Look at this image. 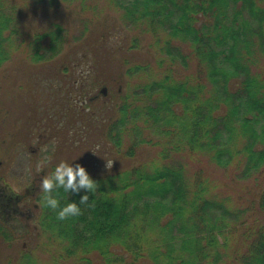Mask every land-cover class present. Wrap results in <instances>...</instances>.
Returning <instances> with one entry per match:
<instances>
[{
  "label": "trees",
  "instance_id": "obj_1",
  "mask_svg": "<svg viewBox=\"0 0 264 264\" xmlns=\"http://www.w3.org/2000/svg\"><path fill=\"white\" fill-rule=\"evenodd\" d=\"M32 1L0 0V69L17 55L36 65L57 62L69 50L70 27L58 16L51 14L32 33L23 20L35 5L63 14L73 1ZM105 1L120 12V40L88 31L82 20L80 30L90 38L81 54L70 48L72 58L62 66L65 72L74 63L83 69L69 77L72 85L57 73V91L88 98L92 55L100 61L98 77L110 75L103 61L122 63L123 90L112 102L103 100L98 122L80 115L49 141L50 149L57 136L79 143L98 130L101 138L83 155L97 187L78 215L63 220L43 205L39 185L29 187L31 194L27 188L28 204L37 198L38 222L29 243L17 242L30 250L10 263L264 264V0ZM93 41L95 54L89 51ZM33 74L34 67L26 89L12 87L9 101L5 94L10 120L0 118L1 129L12 131L18 123L28 140L30 131L19 121L39 104ZM34 110L40 124L53 112L49 106ZM19 135L3 145L18 147ZM107 159L114 161L110 168ZM54 191L63 206L68 199L79 202L86 190ZM7 223L0 215V241L25 237Z\"/></svg>",
  "mask_w": 264,
  "mask_h": 264
},
{
  "label": "rangeland",
  "instance_id": "obj_2",
  "mask_svg": "<svg viewBox=\"0 0 264 264\" xmlns=\"http://www.w3.org/2000/svg\"><path fill=\"white\" fill-rule=\"evenodd\" d=\"M73 2L70 4H68V7H64V12L63 14L60 13V10L55 13L53 11L54 8L51 9V7H49L50 9L44 10L43 7L35 5V8L30 9V11H27L24 15H25V19L23 20L24 25H25V30L28 33H32L34 31V27L35 26H39L41 25L43 22L46 23V19H48L49 17H51V14L54 15L55 17L58 16L56 19L64 22L65 25H68L70 27L69 31V37L66 38V43H68L66 49L69 50H65L63 52V54L60 55V57L55 60L57 62L50 61L49 63H44V64H31L29 61L26 62L25 65L22 62H24L22 60H19L18 55L15 56L13 59H11L7 65L5 67H3L2 69H0V118L3 119L5 122H7L9 119V115L11 113L10 108H8L7 106H5L3 104V100H4V96L5 94H8V100L9 101V97L12 94V90L18 88L17 90H23L26 89L25 86H23L26 83V80L30 79V70L34 67V78H36V86H39L38 89L34 90L33 94H36V96H38V106H34V108H31L30 110V114L26 115V118L23 119V121H19V125L23 124V126L28 129L30 132H28V138H30L31 140L28 139H24V137L26 136V132H24V130L20 131V129H18L16 127V125L18 123L15 124V128L13 127L12 131L11 129H7V130H3L0 127V161H2L1 165H0V176L2 174L7 176V181H9L14 188L19 191L23 190L25 187H27L29 189V187L31 186H37L39 185V181L42 179L40 178V176L43 177L44 174H46V172H50L51 169L57 164L59 163L61 160H72L74 158H76L75 161H73L74 163H85L86 165H88L89 163V158H87V160L83 157L84 154H86L87 152L93 150L91 149L92 146L91 142L92 141H98L99 133L98 130H91L89 134H87V137H89V139H85L80 141L79 143L76 142V139L74 140L75 142V146L73 145L72 142H68L67 140H63V138H59L57 136V141H55V143L53 144V146L50 147L49 141L52 139L53 135H56V129L57 128H61L60 131L58 133H62L63 132V125L61 124V120L59 121H55L54 117L57 118V115L62 113L64 110L69 111L67 113V120L73 118L74 116H84L86 120H93L95 122H98V114L99 111L102 107H103V100L106 98L108 99L110 102H112V100L115 97V94L121 90H123V87L119 85V81H122L121 78L118 77V73H120V69L119 67L120 64H122L120 61H118L117 59H113V60H107L108 62H102L101 67L104 64H107V69H109L110 75L112 74V76L108 75V78H104L103 76H96V75H101V73L96 72L94 69H96V66L100 65V61L97 62L93 59V55L92 58L90 56L89 58V66L92 69V71L90 72V76L92 81L89 82L90 85L87 89V92H89L88 94V99L90 97L93 98L94 94H99L100 99L98 100V102H95L93 104V102L89 103V102H83V107L82 105L79 103L78 108L76 105L72 104L75 101L76 97H80V94L75 93V91H71L70 90V94L68 96V99H65L63 95L64 94V88H61V91H57V87L59 86V74L60 73L62 75H64L65 79L67 80V78L71 77V75H73L74 73H78L80 71H82V67L81 65H78V63H74L71 65L70 67V71L69 72H65L63 66H62V61L66 60V59H71L72 56L70 53V48H73L72 51L74 53H79L81 54V52H83V49L85 48V40H88L90 37L88 36L89 32H100V33H105V31L109 32L110 34L113 33L112 35V39H116L120 36V34L122 33L123 30V24L120 17V12L118 11L117 8L111 6H108L106 4L105 0H83V2L81 0H72ZM31 2H33L31 0ZM43 9V10H42ZM60 9V8H59ZM57 11V10H55ZM75 11V12H73ZM80 14V15H78ZM73 16V17H72ZM82 20H84V23L91 29L88 31L85 30H80L81 25H82ZM41 23V24H40ZM27 24V26H26ZM120 38V37H119ZM117 41H119L120 39H116ZM74 43H76V45L74 47H72L74 45ZM93 45H94V41L91 44V47L89 49V51L91 52V54H95L93 51ZM107 49V48H106ZM101 53H103V55L106 54V50L105 47H103L101 50ZM110 57V56H109ZM81 62L82 65H86V63L84 62V58H81ZM21 61V62H20ZM31 65V66H29ZM33 65V66H32ZM75 65V66H74ZM56 66H60V67H56ZM100 67V68H101ZM43 70V72L41 73V71ZM5 73V74H4ZM56 73V74H55ZM4 74V75H3ZM23 75L26 79L23 78H19L16 81V78L18 75ZM51 74V75H48ZM48 75L49 77L46 78L45 76ZM125 78L126 75L124 74ZM46 79H45V78ZM4 78V79H2ZM101 78L100 81L98 82L97 79ZM73 79V78H72ZM72 79L69 78V84L72 85ZM4 80V82H3ZM60 82L61 87L65 86V82ZM16 81V84L13 85V83ZM97 81V82H96ZM12 87H16V88H12ZM93 87V88H92ZM53 89V90H52ZM104 89L106 90L105 94L101 93V90L104 91ZM51 91H53L51 93ZM54 94V96H53ZM52 96V97H51ZM67 96V95H65ZM62 101L64 102V104L61 105ZM53 109L52 114L50 115L51 118H49V124H48V128L51 129V132L53 133L52 137L49 139H43L41 142H39L38 139V135L40 133H42L44 131V128L42 127L44 123H46L48 121L47 118L42 119L43 120V124L39 123L40 120V116H38L37 118V114L35 112L34 109H42L45 110L48 108ZM55 104V106L53 105ZM53 106V108H52ZM71 107V109H69ZM25 113H28V111H25ZM65 114L63 113V120L66 119V116H64ZM43 116V115H42ZM2 120V121H3ZM1 125V124H0ZM36 125V128H33V126ZM1 126H4L1 125ZM9 131V132H7ZM65 132V131H64ZM18 133H21V135H19V139L18 136L16 137V139L20 142V144H18V147H20L22 145L21 148V152L18 150L17 144L13 145L11 144H6V146L3 145L2 141H4V138L8 137L10 138L11 135L12 136H16L18 135ZM23 133V134H22ZM67 133H70L69 130ZM101 138V137H100ZM22 140L24 143H21ZM42 145V150L36 151L35 149L39 146ZM47 151H50V154L47 153ZM105 152L100 150L99 151V155L98 157H103L105 155H103ZM46 155H50L51 159L48 161V163L44 166L43 170H37V166L38 164H40V162L44 159V157ZM85 160V162H84ZM110 160V159H109ZM1 180V177H0ZM0 185H2L0 183ZM33 190L29 189L30 194L33 193ZM29 194V193H28ZM34 202H37V198L36 200H32V202H29V228L26 230H19V229H15V232L17 233V235H19L20 233H22V235L26 234L25 237L21 238L18 241H13L11 243H7V242H3L0 241V264H11L9 259L13 260L15 262L16 260V256L22 251H27L30 250L29 248L31 247H26L21 249V246H18L20 243L22 242H26L29 243L28 241L30 239H28V236L30 235V232L32 233L31 228H33V226H35V224L38 222V213L37 210L35 208H33L35 205ZM14 223V222H11ZM8 224V223H7ZM9 226H13L16 227L17 225L14 224H9ZM38 226V224H37ZM12 228V227H11ZM15 236V235H14ZM43 239V237L38 238V241ZM20 243L18 244L17 242ZM30 245V244H29ZM27 246V244H26ZM39 256H41V253L39 254ZM41 261V260H40Z\"/></svg>",
  "mask_w": 264,
  "mask_h": 264
},
{
  "label": "clouds",
  "instance_id": "obj_3",
  "mask_svg": "<svg viewBox=\"0 0 264 264\" xmlns=\"http://www.w3.org/2000/svg\"><path fill=\"white\" fill-rule=\"evenodd\" d=\"M50 159L51 156L46 155L38 164L37 170H43ZM75 160L76 158L70 161L61 160L50 172H46L39 181V192L41 193L43 205L57 210L56 215L61 220L78 215L81 212L80 205L89 200V191L95 192L97 187V180L91 175L87 166L83 163H74ZM113 162L107 159L106 166L108 168L112 167ZM61 187L69 193L72 190L79 192L81 189H85L86 191L80 196L79 202L68 199V202L61 206L60 194L58 191H54Z\"/></svg>",
  "mask_w": 264,
  "mask_h": 264
},
{
  "label": "flooded vegetation",
  "instance_id": "obj_4",
  "mask_svg": "<svg viewBox=\"0 0 264 264\" xmlns=\"http://www.w3.org/2000/svg\"><path fill=\"white\" fill-rule=\"evenodd\" d=\"M105 91H106L105 89H104V91L101 90V93L105 94L106 93ZM99 99H100L99 94H94V97L91 99H90V97L88 99L84 95L80 96V97L78 96L75 98V101L72 104V106L76 105L78 108L77 104L80 103L83 107V102H88L91 100V102H93V104H94L95 102H98ZM62 104H64L63 101H62L61 105ZM71 107L69 109H71ZM68 112L69 111L64 110L62 113L57 115V118L55 117L56 121L61 120L60 122H61V125H63L62 126L63 132L68 129L67 126H69V124H70V122H69L70 119L67 120V116H66ZM63 113L65 114L64 116H66L65 120H63ZM49 116L48 117L44 116L45 118L48 119V121L44 124L42 122V124H43L42 127L44 128V131L38 135L39 142H41L43 139H49L53 135V133L51 132V129L48 128V124L50 123L49 122L50 121ZM78 117L79 116H74L73 118H71V121L72 122L76 121V123H77ZM33 128L37 129L35 125L33 126ZM39 149L42 150V145L40 147L38 146L35 150L39 151V153H40ZM48 152H50V151H47V153ZM0 177H1L0 183L2 184V185H0V215H2V217H5L8 220V224L11 225V224L15 223L17 225L16 227L11 226L13 229H19V230L23 231L25 229L24 228L22 229L20 227H21V225L29 227L28 221H29V217H30V216L28 217L30 206H29L28 201H27V197H28L27 193H26L27 187H25L21 191H19L18 189L16 190L14 188V186L9 181H7L8 178L6 175L2 174ZM11 222H14V223H11Z\"/></svg>",
  "mask_w": 264,
  "mask_h": 264
}]
</instances>
